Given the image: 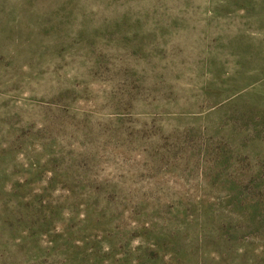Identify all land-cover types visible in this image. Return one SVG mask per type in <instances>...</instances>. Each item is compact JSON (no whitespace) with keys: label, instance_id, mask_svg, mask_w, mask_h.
Returning a JSON list of instances; mask_svg holds the SVG:
<instances>
[{"label":"rangeland","instance_id":"rangeland-1","mask_svg":"<svg viewBox=\"0 0 264 264\" xmlns=\"http://www.w3.org/2000/svg\"><path fill=\"white\" fill-rule=\"evenodd\" d=\"M0 264H264V0H0Z\"/></svg>","mask_w":264,"mask_h":264}]
</instances>
